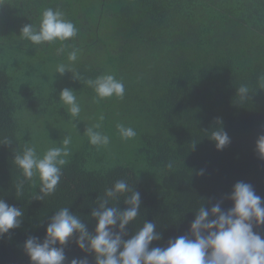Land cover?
Instances as JSON below:
<instances>
[{
	"label": "trees",
	"instance_id": "1",
	"mask_svg": "<svg viewBox=\"0 0 264 264\" xmlns=\"http://www.w3.org/2000/svg\"><path fill=\"white\" fill-rule=\"evenodd\" d=\"M46 8L64 12L79 30L66 50L85 53L77 69L84 79L113 74L123 81L124 99L99 103L91 88L74 81L84 94L79 101L97 113L95 124H101L102 112L108 114L110 122L102 121L112 130H99L110 137L109 146L117 144L107 157L103 148L90 145L83 129L70 146L56 192L34 200L39 188L25 182L23 196L16 197L15 185L23 177L13 149L21 151L27 142L40 153L35 126L55 117L66 123L70 116L58 100L62 84L53 81L48 90L31 82L20 87L0 62V139L13 142L0 145V199L24 212L21 226L0 237V264H30L24 242L30 236L42 240L50 217L62 207L94 230L90 213L97 197L120 179L141 194L129 236L145 221L157 225L161 239L150 247L166 248L170 239L188 234L202 203L210 208L224 198L222 208H230L226 197L237 182L251 184L264 201V160L255 150L264 135V89L258 88L264 75V0H5L0 56L6 48L22 47L57 60L59 43L39 47L19 37L25 24H39ZM240 85L252 91L243 104L237 97ZM119 123L133 127L136 138L121 140ZM216 127L231 140L222 151L209 139ZM113 203L126 207L123 198ZM255 230L264 238V227ZM65 254L69 261L85 255L74 242ZM89 260L94 264L91 255Z\"/></svg>",
	"mask_w": 264,
	"mask_h": 264
},
{
	"label": "clouds",
	"instance_id": "2",
	"mask_svg": "<svg viewBox=\"0 0 264 264\" xmlns=\"http://www.w3.org/2000/svg\"><path fill=\"white\" fill-rule=\"evenodd\" d=\"M5 0H0V7ZM75 24L66 19L60 10L46 8L39 17V24H25L20 29L19 37L33 46L44 47L59 43L58 55L65 52L66 42L74 40L78 34ZM80 49L73 47L67 53L68 63H58L55 74L63 76L71 73V79L91 88L95 93L94 101L109 98L124 99L125 85L113 74H102L84 79L75 69ZM258 88L264 89V75L258 78ZM247 85L237 89L238 103H246L249 93ZM60 105L66 109L73 125L81 119L82 105L77 91L70 87L58 93ZM101 121L103 116L99 118ZM219 122V121H218ZM100 123L86 127L84 135L90 145L107 148L110 137L99 129ZM121 140H134L136 130L123 123L116 125ZM209 139L215 143L218 151H222L231 142L222 127L210 131ZM71 136H65L60 146L47 148L42 154L37 146L25 142L21 151L13 149L14 165L20 170L23 179L15 185V196L24 194V184L28 182L33 188H39L32 199L44 201L52 196L63 175V169L69 164L72 155ZM13 142L5 137L0 145L10 146ZM194 147V143L192 145ZM256 153L264 160V135L256 141ZM173 168V162L167 164ZM203 170L199 175H203ZM38 182V184H37ZM123 198L125 208L118 203ZM232 206L222 208L223 200L217 201L210 208L203 203L195 210V218L190 224L189 233L168 241L166 248L150 247L153 241L161 239L156 231V223L145 221L130 236L128 226L133 225L140 215L141 194L126 179L117 180L111 187L104 190L102 197H97L96 206L90 217L96 221L94 230L89 231L81 216L71 212L69 207H62L54 212L47 224L44 238L30 236L23 248L29 257L30 264H90L89 255L94 264H264V238L259 231L264 227V201L257 195L253 186L246 182H237L226 197ZM24 218L22 209L9 205L0 199V237L8 234L11 229L19 228ZM74 242L77 248L85 253L82 257H73L70 261L65 254V247Z\"/></svg>",
	"mask_w": 264,
	"mask_h": 264
},
{
	"label": "rangeland",
	"instance_id": "3",
	"mask_svg": "<svg viewBox=\"0 0 264 264\" xmlns=\"http://www.w3.org/2000/svg\"><path fill=\"white\" fill-rule=\"evenodd\" d=\"M30 50V48L28 50L23 49L22 47H20V49L6 48L8 53L4 52L0 56V62L7 65V69L14 77H16V79L19 80L17 83L20 84V87H22V85L25 86V83L31 82L34 84L39 83L43 86V89L48 90L49 84L53 81H57L58 83L62 84L64 88L70 87L75 89L74 81L71 79V73H65L63 76L56 74L54 77L56 65L58 63H68L67 53L69 50H65L66 52L58 55L59 57L55 62L50 61L49 57L53 56L51 54H44L42 52L31 53ZM84 55L85 53L80 51L78 61L74 65L76 70L78 69V64H80L81 60H85L83 58ZM46 59L48 61H46ZM81 93L82 91L77 92V96L79 98L84 97V94ZM80 103L82 105L81 119L78 122L74 121V123H76V127L73 125L71 117H69L66 123L61 117H55L49 122H39V124L35 126L32 132L36 137L38 148L41 154L49 147L60 146L61 141L66 135L71 136L72 145L76 138H79L78 136L82 134L81 131L83 129V131H85L86 127L95 124L94 120L96 119L97 113L93 112V106L82 102ZM101 115L106 118L108 122H110L107 118V113L105 114L102 112ZM107 121H101L102 131H104L106 126L112 130L111 125H108ZM116 121L117 118L115 117L114 123ZM116 144L102 149L105 150L104 153L107 154V157L109 154H112L111 151L115 150Z\"/></svg>",
	"mask_w": 264,
	"mask_h": 264
}]
</instances>
